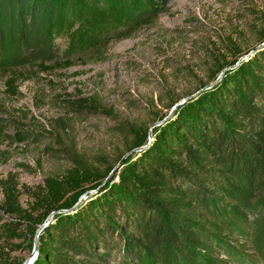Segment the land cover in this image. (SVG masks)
Masks as SVG:
<instances>
[{
  "label": "trees",
  "instance_id": "obj_1",
  "mask_svg": "<svg viewBox=\"0 0 264 264\" xmlns=\"http://www.w3.org/2000/svg\"><path fill=\"white\" fill-rule=\"evenodd\" d=\"M64 3L0 0L7 93L21 71L70 65L52 32ZM260 35L263 46L252 54L234 47L231 58L220 55L210 70L212 86L167 119L160 116L151 139L148 128H130L129 146L114 164L100 169L72 157L64 174L25 190L26 208L15 178L0 180V264L22 263L10 253L24 245L9 241L24 226L29 252L36 238L30 264H226L217 250H234L241 223L264 239V26ZM106 45L98 43L83 59L103 60ZM244 196L256 216L250 222Z\"/></svg>",
  "mask_w": 264,
  "mask_h": 264
},
{
  "label": "rangeland",
  "instance_id": "obj_2",
  "mask_svg": "<svg viewBox=\"0 0 264 264\" xmlns=\"http://www.w3.org/2000/svg\"><path fill=\"white\" fill-rule=\"evenodd\" d=\"M64 2L52 32L70 65L51 72L21 71L12 94L4 85L10 75L0 74V180L15 178L23 208L31 202L25 190L47 176L64 174L70 158L104 169L103 162L114 164L125 152L133 126L148 128L151 139L160 116L167 119L177 106L212 86L210 70L220 55L231 58L234 47L250 55L263 46L258 42L264 0ZM148 16L149 22L137 24ZM126 31L128 37H121ZM98 43L107 44L103 60L83 59ZM79 100L85 101L78 108ZM245 199L250 222L256 216ZM233 239V251L217 250L226 264H264V239L248 223L240 224ZM29 240L24 226L9 241L24 245L10 253L21 264L36 255V239L30 252Z\"/></svg>",
  "mask_w": 264,
  "mask_h": 264
},
{
  "label": "water",
  "instance_id": "obj_3",
  "mask_svg": "<svg viewBox=\"0 0 264 264\" xmlns=\"http://www.w3.org/2000/svg\"><path fill=\"white\" fill-rule=\"evenodd\" d=\"M36 239V238H35ZM31 263V260L27 261L26 264H30Z\"/></svg>",
  "mask_w": 264,
  "mask_h": 264
}]
</instances>
